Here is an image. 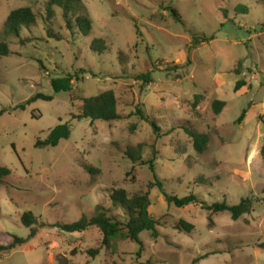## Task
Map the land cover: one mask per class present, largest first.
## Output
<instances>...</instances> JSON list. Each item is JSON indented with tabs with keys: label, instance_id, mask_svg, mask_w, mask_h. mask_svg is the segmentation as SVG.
I'll list each match as a JSON object with an SVG mask.
<instances>
[{
	"label": "rangeland",
	"instance_id": "rangeland-1",
	"mask_svg": "<svg viewBox=\"0 0 264 264\" xmlns=\"http://www.w3.org/2000/svg\"><path fill=\"white\" fill-rule=\"evenodd\" d=\"M48 3L0 0V42L11 51L0 58V167L11 170L0 189V245L29 238L24 213L38 221L36 236L0 252V264H264V0H82L94 24L87 38L68 30L61 8L48 19ZM20 8L32 9L37 22L17 38L5 24ZM94 39L108 50L93 52ZM146 73L149 84L138 79ZM68 75L72 92L56 93L51 81ZM240 81L246 86L236 92ZM108 91L122 119H73L83 99ZM38 94L53 100L27 104ZM216 100L226 103L219 115ZM60 124L70 126V139L37 148ZM186 126L209 136L203 154ZM88 166L98 173L90 175ZM156 182L173 197L231 206L249 198L253 209L233 220L195 205L169 206L151 186ZM118 189L149 194L158 238L146 231L142 247L118 240L107 248L97 227L75 234L53 227L92 218L97 206L126 224L125 211L111 201ZM180 221L193 232L179 231ZM96 249V257L88 254Z\"/></svg>",
	"mask_w": 264,
	"mask_h": 264
},
{
	"label": "trees",
	"instance_id": "trees-1",
	"mask_svg": "<svg viewBox=\"0 0 264 264\" xmlns=\"http://www.w3.org/2000/svg\"><path fill=\"white\" fill-rule=\"evenodd\" d=\"M53 7H58L63 10L64 18L66 20L67 28L73 31L75 28L79 30V34L82 37H90L93 31V20L84 12L82 0H49L47 7L48 19L53 17ZM171 10L176 21L182 23L181 17L176 9ZM244 11H247L246 9ZM73 17L70 18V17ZM37 17L30 8H20L14 10L8 16L5 24V31L8 35H14L20 38V32L24 27H31L36 24ZM137 29V27H136ZM139 34V30L137 29ZM91 50L98 54H103L108 50V46L103 39H94L90 46ZM11 51L7 43L0 42V58L10 56ZM122 54L119 56V61L122 60ZM139 80L145 84L151 83L152 74L146 73L138 77ZM73 76L68 75L64 78H58L51 81V84L56 93L66 92L70 93L73 90ZM246 84L244 81L238 82L236 86V92H239ZM201 96H196L197 105ZM37 100L52 101L53 97L38 94L31 98L27 104L36 102ZM73 101V99H72ZM81 111L78 115L74 116V120L81 121L83 119H90L91 122L105 121L112 122L122 119V116L118 112V100L114 92L108 91L99 96L85 98L82 100ZM225 102L216 100L213 102V110L215 114L219 115L224 107ZM20 110H25V106L22 105ZM5 111L0 112V117L4 115ZM248 113V109H245L238 119V123L241 124ZM137 115L154 128L155 132H158L157 125L148 119L147 116L138 110ZM185 133L193 139L194 149L198 154H203L208 147L210 138L207 134L200 133L195 129L186 126L183 128ZM72 135L71 128L68 124H60L54 128L46 140H38L36 147L40 149L57 147L61 141L70 139ZM264 155V146L262 148ZM126 155L132 159L134 163L141 161V154L139 152H126ZM90 175L98 173L97 170L88 166L85 168ZM11 175V170L7 167H0V189L6 185V179ZM152 187H158L163 193L169 206L174 205L177 208H185L190 205L201 207L203 210L210 212L211 214L229 213L233 220H239L244 215L249 214L253 209V201L249 198L242 199L238 205L231 206L226 201L222 203H214L209 205L207 202H201L195 195H189L184 198L173 197L164 192L163 185L160 182L151 184ZM111 201L113 206L123 209L128 217V222L122 224L107 215L105 208L101 206L96 207L95 215L92 218H88L83 215L80 221L73 224L56 223L53 227L68 234L83 233L91 227H97L103 234V245L110 248L112 243L118 240L131 241L141 247L143 243L140 240V236L143 232H151L153 238L159 237L158 222L151 216L149 209L151 207V200L148 193L137 194L130 197L127 191L123 189L114 190L111 194ZM23 225L30 229V236L28 239H21L14 237V243L11 246L4 247L0 245V252L10 251L18 245L27 243L33 239L37 234V229L33 226L38 224L37 218L31 212H26L22 215L21 219ZM177 229L186 233H192L194 226L188 222L180 221L177 224ZM264 248V244L261 246ZM100 252V249L89 250L88 254L92 257H96Z\"/></svg>",
	"mask_w": 264,
	"mask_h": 264
}]
</instances>
